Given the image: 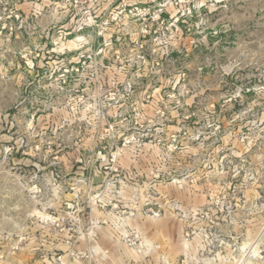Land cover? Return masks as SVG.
<instances>
[{"label": "rangeland", "instance_id": "rangeland-1", "mask_svg": "<svg viewBox=\"0 0 264 264\" xmlns=\"http://www.w3.org/2000/svg\"><path fill=\"white\" fill-rule=\"evenodd\" d=\"M0 264H264V0H0Z\"/></svg>", "mask_w": 264, "mask_h": 264}, {"label": "crops", "instance_id": "crops-1", "mask_svg": "<svg viewBox=\"0 0 264 264\" xmlns=\"http://www.w3.org/2000/svg\"><path fill=\"white\" fill-rule=\"evenodd\" d=\"M113 262H115V263H118L119 262V258L118 257H116L115 255H113Z\"/></svg>", "mask_w": 264, "mask_h": 264}]
</instances>
